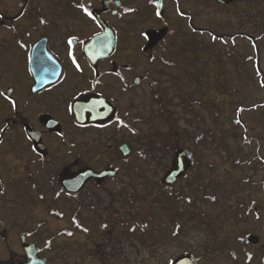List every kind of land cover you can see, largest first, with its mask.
I'll return each instance as SVG.
<instances>
[{
  "label": "rangeland",
  "instance_id": "1",
  "mask_svg": "<svg viewBox=\"0 0 264 264\" xmlns=\"http://www.w3.org/2000/svg\"><path fill=\"white\" fill-rule=\"evenodd\" d=\"M180 3L183 10L194 16L192 23L197 29L204 28L202 31L207 33L192 32L186 18L179 21V28L194 42V48L190 51L185 47L188 60H176V69L162 68V78L171 79L172 84L161 83L168 88L166 98L172 103L177 128L194 134L195 138L211 133L212 143L205 138L206 142L195 144V139L187 137L185 145L194 153L195 164L171 188L174 195L191 191L195 195L191 200H174L168 205L160 185L168 165L157 159L159 147L155 152L145 145L131 168L122 171L115 181L120 191L116 200L131 195L132 205L121 203L111 210L113 230L99 229L107 217L105 209L78 210L73 203L62 210L64 222L56 224L53 220L44 221L33 209L25 211L29 208L26 195L17 185L20 184L17 177L11 176L12 168L4 163L5 184L0 181V188L5 191H0V200L6 202V230L12 231L14 224L15 232L21 226L33 231L44 222L46 225L39 232L49 234L35 238L40 247L45 245L44 239L59 234L61 229L71 232L75 227L72 220L77 216H81L82 225L89 230L85 234L74 231L73 237L52 241L51 249L44 251L50 264H172L184 255L198 264H236L229 259L233 257L230 251L241 255L239 264L259 263L261 254L252 248H247L251 259L243 263L239 247L249 235L258 237L259 245H264V0H235L228 7L218 5L215 0ZM5 51L14 53L10 45H6ZM196 59L195 68H189L196 73V79L192 84L182 81L185 63ZM18 72V64L11 60L3 62L0 83L22 81ZM189 92L192 100L201 103L194 105L196 115L178 106ZM148 96L144 87V127L139 129L145 140L151 128H159L164 134H170L171 129L160 121L159 111ZM211 102L221 111L218 118L203 107ZM150 117L152 122L148 125ZM233 121L239 123L234 126ZM5 137L4 148L9 145L8 140L11 142L12 133ZM233 155L250 162L236 167L229 162L228 156ZM215 186L224 190L223 197L220 191L216 193ZM248 207L251 212L247 213ZM237 209L245 218L242 222L235 220ZM4 239L0 259L5 263L10 256L14 263L22 260L20 244L13 233Z\"/></svg>",
  "mask_w": 264,
  "mask_h": 264
},
{
  "label": "flooded vegetation",
  "instance_id": "2",
  "mask_svg": "<svg viewBox=\"0 0 264 264\" xmlns=\"http://www.w3.org/2000/svg\"><path fill=\"white\" fill-rule=\"evenodd\" d=\"M181 1L0 0V64L10 60L18 64L23 79L0 83V181L5 184L3 167L9 164L11 176L17 177V185L28 200L25 211L33 209L44 221L60 224L66 218L62 210L71 203L78 210L102 208L107 217L103 223L100 221L102 225L98 223L99 229L113 230L111 210L121 203L132 205L131 195L116 200L115 181L144 151V136L139 129L144 127V87L158 110L163 102L169 104L168 88L161 81H169V85L172 82L162 78L161 70L176 69V60H188L185 47L190 51L194 48V42L179 28V21L186 18L192 32L207 33L192 23L194 16L183 10ZM99 20L113 31L115 46L110 56L96 60L97 53L93 51L90 57L87 48L90 40L102 33ZM150 34H154L152 40L159 36L153 45ZM6 45L13 54L5 51ZM196 61L185 63L182 81L192 84L196 79V73L189 70L195 68ZM156 92L163 98L155 100ZM99 108L105 112V119L97 123ZM7 133H12V138L4 148ZM121 143L131 144L136 150L128 161L116 159L114 150ZM162 143L157 159L168 165L165 174L177 149L191 150L186 142L175 146ZM84 170L114 175L100 182L88 179L77 194L59 184L63 173L75 175ZM1 190L4 193L5 189ZM5 204L2 198L0 254L9 233L18 242L24 235L27 243L37 248L39 258L50 264L44 251L51 249L52 241L68 239L70 229H61L59 234L44 239L45 245L40 247L35 238L49 234L39 232L46 223L33 231L21 226L15 232L14 224L12 231L6 230ZM79 217L72 220L75 227L71 232H89ZM21 251L24 258L23 248ZM0 264L5 262L0 259Z\"/></svg>",
  "mask_w": 264,
  "mask_h": 264
},
{
  "label": "water",
  "instance_id": "3",
  "mask_svg": "<svg viewBox=\"0 0 264 264\" xmlns=\"http://www.w3.org/2000/svg\"><path fill=\"white\" fill-rule=\"evenodd\" d=\"M218 4L222 6L231 5L235 0H215ZM99 25L102 28V33L94 37L88 43V56H93V51L97 53L96 60L103 59L104 57L110 56L114 50L115 46V37L114 33L106 25L99 20ZM154 34L149 35V40L155 42L158 40L159 36L153 39ZM152 45L148 46L147 49H150ZM101 105V104H99ZM105 112L101 108L97 109V120L95 122L104 121ZM82 122L83 119H82ZM116 154V159L119 161H128L136 153L135 148L128 143H121L114 150ZM193 159L191 154L183 149H177L174 156L172 157V163L170 170L164 175L161 179V184L166 187H171L174 183L184 177L186 173L192 168ZM114 174H108L104 172L100 175L94 174L92 171L84 170L76 173L75 175H70L68 173H63L59 178V184L63 189L71 194H77L84 186L86 181L91 178L101 181L102 179L113 176ZM247 242L251 245H258L259 239L253 235L248 236ZM20 243L25 253V261L20 264H46L42 258H38V252L34 246L26 243L25 236L20 237ZM173 264H196L192 258L189 256H183L176 260Z\"/></svg>",
  "mask_w": 264,
  "mask_h": 264
},
{
  "label": "trees",
  "instance_id": "4",
  "mask_svg": "<svg viewBox=\"0 0 264 264\" xmlns=\"http://www.w3.org/2000/svg\"><path fill=\"white\" fill-rule=\"evenodd\" d=\"M251 1V0H250ZM192 93L190 94H187L185 96H183L184 98H182L179 102V105L182 109H184L186 112L192 114V115H196V111L194 110V105L196 104H201L200 101H194L192 100ZM162 96L161 93L159 94L158 92H156L155 94V100L157 99H162L163 97H160ZM164 103V102H163ZM172 106V103L170 101V105L168 107H165L164 105L161 106V109L159 110V118L161 120H163V122H166V124H169L170 128V134H164L162 131L159 130V128H151L147 134V140L144 139V146L147 145L149 146L150 148L148 149H152V151H158L159 149H155L156 147H158V145L160 143H165L169 146H175L177 145L178 143H184L186 142L185 140L187 139V137H189L188 139L192 138L193 141L195 139V144L196 142H201V141H204L206 142L205 138L210 142L212 143V138H211V133H207L203 136H199L198 138L194 137V134H191V133H187L185 130L182 131V129L180 128H177L176 124H175V121H174V117L173 116V113L171 112V107ZM203 107L204 109H207L215 118H218L220 116V113L221 111L219 110L218 106L215 104V103H205L203 104ZM234 122V121H233ZM234 126L237 124V121H235L234 123ZM170 135V136H169ZM205 136V137H204ZM207 136V137H206ZM185 139V140H184ZM184 141V142H183ZM162 143V145H163ZM208 143V142H207ZM229 158V162L236 166V167H242L243 165H247L249 164L250 161L248 160H245L244 158H241L240 156L238 155H233V156H228ZM215 189H218V190H215L217 191L216 193H218L219 191L221 192V197H223V192L224 190L222 189H219L217 186L214 187ZM212 191L213 188L211 187ZM166 193H169V194H166V197H165V202L170 205L174 200H183L184 198L188 200H191V198H193V196L195 195L193 191H191L190 193L188 194H178L176 193L175 195L174 194H171L170 192L168 191H165ZM198 193V192H197ZM213 196V195H212ZM188 197V198H187ZM211 198V197H210ZM206 196L204 197V200H206ZM248 212H251L250 210V207L247 208V213ZM241 212L238 211V209L235 211V220L236 222L238 221H244L245 218L244 217H241ZM242 243H243V240H242ZM263 248H253V249H258V251L260 252V258H259V263L258 264H264V245L262 246ZM237 251H230V255H233V257L229 258L230 260L234 261V263L236 264H239L240 263V255H238L236 253ZM243 254H244V263H248V261L251 259V255L248 254L245 250L243 251ZM12 257L10 256V259L5 263V264H14V261L11 259Z\"/></svg>",
  "mask_w": 264,
  "mask_h": 264
},
{
  "label": "snow or ice",
  "instance_id": "5",
  "mask_svg": "<svg viewBox=\"0 0 264 264\" xmlns=\"http://www.w3.org/2000/svg\"><path fill=\"white\" fill-rule=\"evenodd\" d=\"M79 7H81V8H83L84 9V11L87 13V9L86 8H84V6L83 5H80ZM90 14V13H89ZM45 21L44 20H41V23H44ZM69 43H71V40L69 41ZM237 123H239V121H237ZM0 131H3L2 129H0Z\"/></svg>",
  "mask_w": 264,
  "mask_h": 264
}]
</instances>
